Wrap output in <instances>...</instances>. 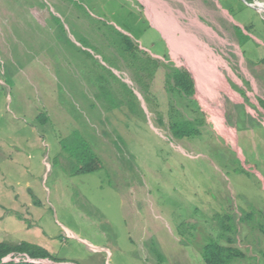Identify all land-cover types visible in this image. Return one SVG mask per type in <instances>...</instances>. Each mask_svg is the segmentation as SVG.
I'll return each instance as SVG.
<instances>
[{
    "label": "rangeland",
    "instance_id": "374dc122",
    "mask_svg": "<svg viewBox=\"0 0 264 264\" xmlns=\"http://www.w3.org/2000/svg\"><path fill=\"white\" fill-rule=\"evenodd\" d=\"M162 1L203 26L202 53L141 0H0V243L60 264H204L203 245L231 238L245 257L230 264H264V0ZM175 67L194 96L171 89ZM171 116L199 135L174 139ZM79 145L100 170L75 174Z\"/></svg>",
    "mask_w": 264,
    "mask_h": 264
},
{
    "label": "trees",
    "instance_id": "16d2710c",
    "mask_svg": "<svg viewBox=\"0 0 264 264\" xmlns=\"http://www.w3.org/2000/svg\"><path fill=\"white\" fill-rule=\"evenodd\" d=\"M247 3H252L253 0H245ZM235 32L238 35H241L239 28H235ZM122 50V48H120ZM126 53V52H125ZM134 64V63H133ZM136 66V64H134ZM158 66L157 62L149 61L148 59H143L142 63L137 67L140 72L144 73V76L149 77L153 74V69ZM170 72L167 73V79L171 80L172 87L171 89L178 92L181 96L190 98L195 95L196 89L195 81L192 76L185 69L180 68H169ZM131 97L136 100V97L130 91ZM194 101V100H192ZM196 102V101H195ZM129 103V111L134 113L133 106L134 104L130 101ZM196 106L201 110L199 105ZM139 106V105H138ZM172 120L169 123V131L174 139L184 140L191 139L197 135H199V130L197 126L202 123L201 120H185L178 119L176 116H171ZM45 121V120H44ZM76 154L75 159L77 162V168L75 171L76 175L88 174L98 171L102 168V164L100 159L87 147L82 150V145L74 148ZM226 244H221L216 241H211L203 245L201 249V259L204 264H230L235 259H243L245 254L235 246V241L231 238L225 239ZM12 255L14 258L16 255H24L27 258L40 260V259H48L55 263H62V261L54 259L47 250L38 247L36 245L21 242L16 245H10L7 243H0V264H35L26 262L25 258L20 259L18 262L13 260L1 263L2 260ZM160 257V256H158ZM161 259V258H160Z\"/></svg>",
    "mask_w": 264,
    "mask_h": 264
},
{
    "label": "crops",
    "instance_id": "0c3cea01",
    "mask_svg": "<svg viewBox=\"0 0 264 264\" xmlns=\"http://www.w3.org/2000/svg\"><path fill=\"white\" fill-rule=\"evenodd\" d=\"M141 1H142L143 5L146 8V15L152 21V23L155 24V25L160 26L162 31H163V33L166 35V37L171 42H174L175 45H178L177 43L180 42V44L182 45L181 47L184 48L190 54V56L193 57L192 53L190 52L189 48L185 44L184 40H182V36H185L186 34H190V35H193L194 37L198 38L190 29V26H192V25L196 26V25H198V23H196V21H192L187 26L186 25H182L181 23L178 22L177 16H175L172 13L171 9L162 0H141ZM171 19H173V21L170 23L169 21ZM176 22L179 23L180 25L178 24V26H177ZM190 32H192V34ZM202 51H201V53H202ZM205 55L206 54L204 52L203 54L200 55V57L201 56L205 57ZM210 57L212 58V55H210ZM203 84L205 85L204 82H203Z\"/></svg>",
    "mask_w": 264,
    "mask_h": 264
},
{
    "label": "bare ground",
    "instance_id": "6f19581e",
    "mask_svg": "<svg viewBox=\"0 0 264 264\" xmlns=\"http://www.w3.org/2000/svg\"><path fill=\"white\" fill-rule=\"evenodd\" d=\"M257 6L259 7V5H257ZM260 7H262L264 9V7L262 5ZM171 21H173V19H171ZM176 25L178 26L177 22H176ZM196 27L202 28L203 26L198 24V25H196ZM204 30H206V29H204ZM190 33L192 34V32H190ZM203 33H201V34H203ZM191 36H192V38H191ZM189 39H190L189 41L191 42L192 48L196 52L204 50L202 48L203 44L201 43V41L198 38L194 37L193 35H189ZM218 63H219V61H218ZM218 63L216 61H214L213 58H211V60L207 62L208 71H206L207 75L205 77H207L208 81H211L212 79H214L216 81L215 82L216 85H217L216 88L218 90L217 93L220 94L219 93V88H221L223 90H226V88L224 87V84H223L224 77L222 76V74H221V72L219 70ZM209 83H211V82H209ZM229 95H231V94H229ZM231 97L234 98V96H232V95H231Z\"/></svg>",
    "mask_w": 264,
    "mask_h": 264
},
{
    "label": "water",
    "instance_id": "95a60500",
    "mask_svg": "<svg viewBox=\"0 0 264 264\" xmlns=\"http://www.w3.org/2000/svg\"><path fill=\"white\" fill-rule=\"evenodd\" d=\"M242 1H243L248 7L253 8V9H255L256 11L260 12V11H259V8H258V6H257L256 3L253 4V3H247L245 0H242ZM9 261H11V260H10V255L7 256V257H5V258L2 260L1 263H6V262H9ZM15 262H17V261H15ZM26 262L35 263V264H60V263L52 262V261H50V260H48V259L34 260V259L27 258Z\"/></svg>",
    "mask_w": 264,
    "mask_h": 264
}]
</instances>
